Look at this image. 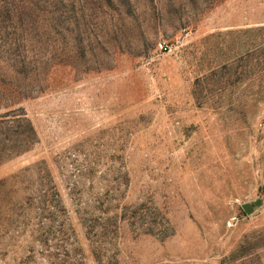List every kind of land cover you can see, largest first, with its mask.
Segmentation results:
<instances>
[{
    "label": "rangeland",
    "instance_id": "374dc122",
    "mask_svg": "<svg viewBox=\"0 0 264 264\" xmlns=\"http://www.w3.org/2000/svg\"><path fill=\"white\" fill-rule=\"evenodd\" d=\"M59 6L0 264H264V0Z\"/></svg>",
    "mask_w": 264,
    "mask_h": 264
},
{
    "label": "trees",
    "instance_id": "16d2710c",
    "mask_svg": "<svg viewBox=\"0 0 264 264\" xmlns=\"http://www.w3.org/2000/svg\"><path fill=\"white\" fill-rule=\"evenodd\" d=\"M61 0H0V62L6 63L0 74V165L28 149L36 141L35 129L22 108H13L21 100L39 95L55 54L47 56L57 33ZM3 53L9 55V60ZM9 61V62H8ZM92 223L89 232L98 239L106 237Z\"/></svg>",
    "mask_w": 264,
    "mask_h": 264
},
{
    "label": "water",
    "instance_id": "95a60500",
    "mask_svg": "<svg viewBox=\"0 0 264 264\" xmlns=\"http://www.w3.org/2000/svg\"><path fill=\"white\" fill-rule=\"evenodd\" d=\"M243 208L244 210L247 212V213H251L253 211L252 207L249 206L248 204H244L243 205Z\"/></svg>",
    "mask_w": 264,
    "mask_h": 264
}]
</instances>
